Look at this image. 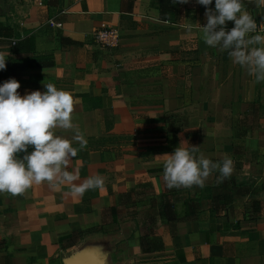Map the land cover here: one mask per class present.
Wrapping results in <instances>:
<instances>
[{
    "label": "crops",
    "instance_id": "obj_1",
    "mask_svg": "<svg viewBox=\"0 0 264 264\" xmlns=\"http://www.w3.org/2000/svg\"><path fill=\"white\" fill-rule=\"evenodd\" d=\"M242 3L264 35V8ZM201 6L179 3L180 18L168 22L159 0H0V22L18 34L0 38L6 61L26 30L38 53L55 56L54 66L0 70V84L70 93L87 145L67 170L77 184L105 181L82 198L47 182L0 193V264H264V83L204 43ZM102 26L120 28L117 47L95 40ZM60 35L76 43L59 45ZM192 145L213 162L234 161L229 179L216 184L213 172L205 184L231 196L217 212L203 188L169 189L163 179L165 154ZM168 199L176 220L162 216Z\"/></svg>",
    "mask_w": 264,
    "mask_h": 264
},
{
    "label": "clouds",
    "instance_id": "obj_2",
    "mask_svg": "<svg viewBox=\"0 0 264 264\" xmlns=\"http://www.w3.org/2000/svg\"><path fill=\"white\" fill-rule=\"evenodd\" d=\"M189 0H173V3ZM264 8V0H253ZM205 7L206 24L200 26L201 39L210 48L226 51L233 64L246 69L257 83H264V35L257 34L256 20L242 0H196ZM228 22H234L231 29ZM189 30L191 25H186ZM6 69V58L0 53V70ZM45 91L34 90L21 95L20 82L10 78L0 84V193L22 195L34 184L47 182L57 189L67 184L73 195L83 197L89 190L103 188L104 178L89 176L75 183L78 175L67 170L70 160L87 145L83 133L73 123L74 98L53 83ZM71 132V139L58 134ZM79 144V149L73 146ZM29 148H32L29 151ZM197 145L177 146L165 154L163 179L169 189L203 188L213 172L216 184L232 176L234 161L224 157L213 162ZM22 154V155H21Z\"/></svg>",
    "mask_w": 264,
    "mask_h": 264
},
{
    "label": "trees",
    "instance_id": "obj_3",
    "mask_svg": "<svg viewBox=\"0 0 264 264\" xmlns=\"http://www.w3.org/2000/svg\"><path fill=\"white\" fill-rule=\"evenodd\" d=\"M192 1V0H191ZM196 1V0H193ZM202 12L205 13V7L201 6ZM160 19L168 22H176L180 18L179 2L173 3V0H159ZM16 31L9 25L0 22V38L14 39L17 38ZM76 41L62 35L58 36V44H75ZM10 56L6 61V69L18 67L19 69L32 67H50L55 65V56L53 52L38 53L35 48V36L30 31H25V37L21 40H16L10 48ZM22 155V154H21ZM245 184L241 182L240 185ZM203 190L208 192L209 198L214 205V212L223 204L231 201V196L222 195L221 197L213 195V187L204 186ZM166 197V195L164 196ZM254 211L258 214L262 210V202L254 200ZM177 205L169 199L162 203V216L167 221L178 219L176 211ZM145 238H142L143 252H150V248L145 247Z\"/></svg>",
    "mask_w": 264,
    "mask_h": 264
},
{
    "label": "built area",
    "instance_id": "obj_4",
    "mask_svg": "<svg viewBox=\"0 0 264 264\" xmlns=\"http://www.w3.org/2000/svg\"><path fill=\"white\" fill-rule=\"evenodd\" d=\"M56 26L61 28L62 22H55ZM264 29V24L261 27ZM95 40L104 47H117L120 44L122 33L120 28L115 26H102L94 33ZM16 40L13 41L15 43Z\"/></svg>",
    "mask_w": 264,
    "mask_h": 264
}]
</instances>
